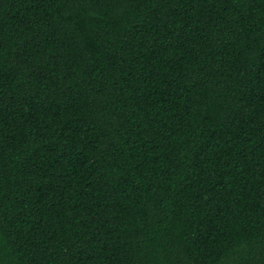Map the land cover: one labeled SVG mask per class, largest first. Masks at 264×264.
I'll use <instances>...</instances> for the list:
<instances>
[{
	"label": "trees",
	"instance_id": "16d2710c",
	"mask_svg": "<svg viewBox=\"0 0 264 264\" xmlns=\"http://www.w3.org/2000/svg\"><path fill=\"white\" fill-rule=\"evenodd\" d=\"M0 264H264V0H0Z\"/></svg>",
	"mask_w": 264,
	"mask_h": 264
}]
</instances>
